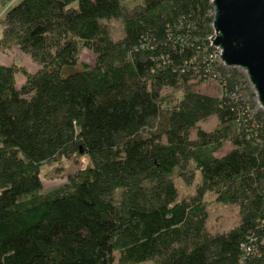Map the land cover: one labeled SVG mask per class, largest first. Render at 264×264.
Here are the masks:
<instances>
[{
  "label": "trees",
  "instance_id": "16d2710c",
  "mask_svg": "<svg viewBox=\"0 0 264 264\" xmlns=\"http://www.w3.org/2000/svg\"><path fill=\"white\" fill-rule=\"evenodd\" d=\"M212 21L211 0H18L5 11L0 264H264V111L250 115L245 73L216 57ZM12 50L33 69L4 61ZM211 78L219 95L197 89ZM82 154L90 162L44 189L42 167ZM196 173L179 195L175 175ZM209 194L237 207L238 224L206 230Z\"/></svg>",
  "mask_w": 264,
  "mask_h": 264
},
{
  "label": "water",
  "instance_id": "95a60500",
  "mask_svg": "<svg viewBox=\"0 0 264 264\" xmlns=\"http://www.w3.org/2000/svg\"><path fill=\"white\" fill-rule=\"evenodd\" d=\"M211 3L214 30L211 44L219 48V60L224 66L237 67L245 73L264 111V0H211Z\"/></svg>",
  "mask_w": 264,
  "mask_h": 264
},
{
  "label": "rangeland",
  "instance_id": "374dc122",
  "mask_svg": "<svg viewBox=\"0 0 264 264\" xmlns=\"http://www.w3.org/2000/svg\"><path fill=\"white\" fill-rule=\"evenodd\" d=\"M17 1L18 0H9L5 4L0 5V17L5 13V11L10 6L14 5ZM124 1L129 7H131L132 5L138 3L140 0H124ZM107 24L109 26L111 35L114 38L120 37L122 33V20L113 19L107 21ZM215 51L219 53L220 50L219 48L215 47ZM2 58L4 59V61L14 60L22 64L29 71H31L34 67L33 66L34 63H31L27 57L23 56L17 50H12L10 52H7L6 57H2ZM79 59L80 61L91 63L93 60V55L88 50L83 49L82 52L80 53ZM216 75L218 77V74ZM248 86L250 88V91L254 92L249 82H248ZM197 89L201 93H209L212 95L220 94L218 79L216 78L215 79L211 78L202 82L197 86ZM244 99L245 101L248 102L249 105H251L253 102V108H251L250 115L254 114L259 109H262L258 104L256 97L245 95ZM199 125L205 130H212L217 125V118L215 116H211L208 119L201 121ZM230 148H231L230 143L228 142L225 143L220 154L227 152ZM88 162H90L89 155L82 154L77 158V160L63 158L59 161L53 162L49 165L42 167L40 171V176L43 181L44 189L50 190L62 184L66 180L68 174L73 173L79 167L85 166ZM174 178L178 188L179 195H185L193 192L194 187L197 181L199 180L197 173L194 175V178L191 181V183H186L184 178L178 175H175ZM207 199L208 201H210L207 207L208 217L205 224L207 231L211 233L222 232L238 224L239 221L238 209L235 205L215 202L213 201L212 194L207 195ZM114 264H117L116 260ZM136 264H154V261L152 259H147L145 261Z\"/></svg>",
  "mask_w": 264,
  "mask_h": 264
},
{
  "label": "crops",
  "instance_id": "0c3cea01",
  "mask_svg": "<svg viewBox=\"0 0 264 264\" xmlns=\"http://www.w3.org/2000/svg\"><path fill=\"white\" fill-rule=\"evenodd\" d=\"M29 71V70H28ZM24 78L22 75L17 74L16 75V83L20 85L23 82Z\"/></svg>",
  "mask_w": 264,
  "mask_h": 264
},
{
  "label": "built area",
  "instance_id": "2783aa9c",
  "mask_svg": "<svg viewBox=\"0 0 264 264\" xmlns=\"http://www.w3.org/2000/svg\"><path fill=\"white\" fill-rule=\"evenodd\" d=\"M215 55H216V57H218V58H219V56H218V53H216Z\"/></svg>",
  "mask_w": 264,
  "mask_h": 264
}]
</instances>
